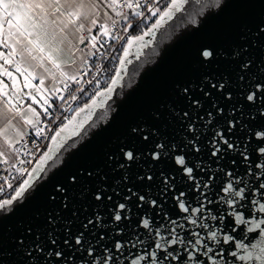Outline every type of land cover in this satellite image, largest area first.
<instances>
[{
	"label": "snow or ice",
	"instance_id": "1",
	"mask_svg": "<svg viewBox=\"0 0 264 264\" xmlns=\"http://www.w3.org/2000/svg\"><path fill=\"white\" fill-rule=\"evenodd\" d=\"M4 76L0 264H264V0H0Z\"/></svg>",
	"mask_w": 264,
	"mask_h": 264
},
{
	"label": "water",
	"instance_id": "2",
	"mask_svg": "<svg viewBox=\"0 0 264 264\" xmlns=\"http://www.w3.org/2000/svg\"><path fill=\"white\" fill-rule=\"evenodd\" d=\"M180 24L179 20H176L175 22L169 21L167 25H165L161 31L157 33V35L152 39V44L156 43H163L167 41L170 37L171 32L175 27H177ZM168 25H172V28H169ZM147 38V37H146ZM152 58V45L149 44L144 49H138L137 54L128 62V66L122 67L121 72L118 73L120 76L123 77L124 82H127L128 77L132 76L134 74V68H138L142 63H146L148 60ZM120 81L117 82L116 88L119 89ZM104 97L98 98V101L102 100ZM103 103H97L96 106H94L93 109H91V115L88 117V119L85 121V127H87L88 123H91L92 120L97 119L99 117H102L104 115L105 107L107 106L110 101L107 100V98H104ZM100 106V107H99ZM85 115H89L88 111L81 113L79 115V118H83ZM77 131H80L78 129ZM72 135L70 134V137L67 139H71Z\"/></svg>",
	"mask_w": 264,
	"mask_h": 264
},
{
	"label": "built area",
	"instance_id": "3",
	"mask_svg": "<svg viewBox=\"0 0 264 264\" xmlns=\"http://www.w3.org/2000/svg\"><path fill=\"white\" fill-rule=\"evenodd\" d=\"M96 31L97 30L95 29V32ZM141 31H142L141 28H137L136 31H132L130 29V32H131L132 35H140L141 34ZM95 32H94V34H95ZM102 39H105L106 40V39H108V37H103ZM105 46H107V45H105ZM121 52H123L122 49H121ZM109 67L112 69V71L109 73V75L115 74L116 68L117 67L120 68L119 60H117L114 64H110ZM100 79H101V90H102L103 88L107 87V84L104 83V77L103 76H101ZM84 102H85L84 100L79 101L78 102L79 106L82 107ZM76 106H77V103H73V107L75 108ZM6 167H7V165L0 163V185H3V190L0 191V198H8L9 194L12 193V189L9 188L7 186V184L4 183V181L6 179H8L9 183H14V181H12L11 179H9V177L6 176L5 173L3 172V169L6 168ZM10 175H15L14 170H10Z\"/></svg>",
	"mask_w": 264,
	"mask_h": 264
},
{
	"label": "crops",
	"instance_id": "4",
	"mask_svg": "<svg viewBox=\"0 0 264 264\" xmlns=\"http://www.w3.org/2000/svg\"><path fill=\"white\" fill-rule=\"evenodd\" d=\"M95 32V29L93 30V33ZM16 75V83H17V91L23 94V103L21 104V108H26L28 105H32V107H34L38 112H41L43 110V105L41 104V101L39 99H37L35 102H33L32 99L29 98V92L31 91V89L27 88V87H23V76H20L18 74ZM0 79L4 80L5 83V90H8V85L11 84V81L9 80V78L7 76L4 77H0ZM31 83L33 85H36L39 83L38 80H32ZM46 85L50 86V82L46 81L45 82Z\"/></svg>",
	"mask_w": 264,
	"mask_h": 264
},
{
	"label": "rangeland",
	"instance_id": "5",
	"mask_svg": "<svg viewBox=\"0 0 264 264\" xmlns=\"http://www.w3.org/2000/svg\"><path fill=\"white\" fill-rule=\"evenodd\" d=\"M169 23V21L165 24V25H167ZM164 25V26H165ZM164 26H162V28L164 27ZM162 28L161 29H159V30H157V33L159 32V31H161L162 30ZM157 33L155 34V36L157 35ZM155 36H148V35H145L144 36V41H151L152 42V39L155 37ZM147 37V38H146ZM145 48V46H143V44H141V43H135L134 42V44L132 45V46H130L129 47V51L127 52L128 54H133V56H132V58L137 54V52H138V49L140 50V49H144ZM126 53V54H127ZM126 54H124V55H126ZM131 58V59H132ZM130 59V60H131ZM125 64V63H124ZM120 64V69H122V67L124 66H128V64ZM123 67V68H124ZM104 98H102V100H100V101H97V103H103L104 102ZM100 107V106H99ZM94 107H92V109H93ZM88 117H89V115L87 116V115H85L83 118H79L78 117V119H80V120H87L88 119ZM78 130V129H77ZM68 133H69V135H68V137H70V134H71V128H69L68 129ZM67 137V138H68Z\"/></svg>",
	"mask_w": 264,
	"mask_h": 264
},
{
	"label": "flooded vegetation",
	"instance_id": "6",
	"mask_svg": "<svg viewBox=\"0 0 264 264\" xmlns=\"http://www.w3.org/2000/svg\"><path fill=\"white\" fill-rule=\"evenodd\" d=\"M132 56H133V54H128V53L125 55V60L127 61V63H125V64H128V62L130 61V59L132 58Z\"/></svg>",
	"mask_w": 264,
	"mask_h": 264
}]
</instances>
